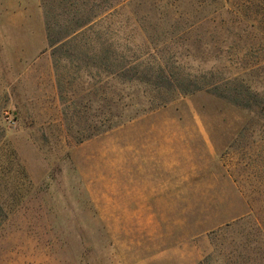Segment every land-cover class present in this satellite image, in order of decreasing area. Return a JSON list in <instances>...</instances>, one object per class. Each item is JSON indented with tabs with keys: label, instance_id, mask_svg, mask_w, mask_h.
Here are the masks:
<instances>
[{
	"label": "rangeland",
	"instance_id": "rangeland-1",
	"mask_svg": "<svg viewBox=\"0 0 264 264\" xmlns=\"http://www.w3.org/2000/svg\"><path fill=\"white\" fill-rule=\"evenodd\" d=\"M103 43L264 99V0H0V264H264V109L122 82Z\"/></svg>",
	"mask_w": 264,
	"mask_h": 264
},
{
	"label": "trees",
	"instance_id": "trees-1",
	"mask_svg": "<svg viewBox=\"0 0 264 264\" xmlns=\"http://www.w3.org/2000/svg\"><path fill=\"white\" fill-rule=\"evenodd\" d=\"M77 8V7H76ZM111 6H78V8L73 12L76 16L74 21H72V26L66 29H60V36L54 37V31L50 26L47 28L48 33V46L52 50H57V48H62L71 42V39L82 31L90 29L93 22L110 10ZM101 48H104L103 52L99 57H97L93 63V66L104 65L106 72L110 77L121 80L126 83H142L154 90L160 91L161 93L166 91L171 94L178 95H190L195 92L206 90L211 92L217 97L227 100L232 105L239 107L244 110L253 111L256 109H264V99L260 97V93L252 91L248 87L244 88H231L222 85V81H213L210 83L200 82L198 79H190L188 76L184 77L178 75L177 72L168 68L167 63L164 60L156 64V68L153 66H145L144 69L140 70L141 63L139 65L133 62H128L127 60H119L109 49L110 45L105 43L100 44ZM235 81V79L233 80ZM226 85V84H225ZM173 96V95H172ZM167 103V100L159 103V106ZM113 126L110 127L112 129ZM96 135H92L94 137ZM6 215L0 208V226L5 221Z\"/></svg>",
	"mask_w": 264,
	"mask_h": 264
},
{
	"label": "crops",
	"instance_id": "crops-1",
	"mask_svg": "<svg viewBox=\"0 0 264 264\" xmlns=\"http://www.w3.org/2000/svg\"><path fill=\"white\" fill-rule=\"evenodd\" d=\"M5 22H7V24H10L13 22V17L11 16H7V18H5ZM9 22V23H8ZM3 37H8V34H6L5 36V33L2 34Z\"/></svg>",
	"mask_w": 264,
	"mask_h": 264
}]
</instances>
